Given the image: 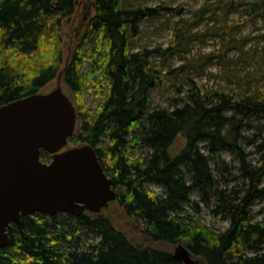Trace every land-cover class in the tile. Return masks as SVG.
Instances as JSON below:
<instances>
[{
    "label": "trees",
    "instance_id": "obj_1",
    "mask_svg": "<svg viewBox=\"0 0 264 264\" xmlns=\"http://www.w3.org/2000/svg\"><path fill=\"white\" fill-rule=\"evenodd\" d=\"M121 2L92 0L85 10L81 41L96 34L100 40L87 60L89 73L82 74L80 47L64 58L61 39L62 22L75 13L76 0H0V106L42 94L59 76L76 113L69 141L95 149L115 201L159 247L133 244L101 214H32L8 229L0 264H181L171 251L177 244L201 264H264V218L255 220L251 212L254 201L264 199V154L251 166L237 151L250 119L264 116V100L257 93L236 99L203 95L193 85L180 104L149 111L150 91L162 76L150 65V52H130L129 34L158 10H124ZM94 87L101 102L90 108L83 104L84 91ZM142 119L148 127L138 132ZM142 149L148 150L144 156ZM224 149L237 154L241 191L218 188L211 164ZM49 158L40 152V159ZM221 169L227 171L223 163ZM147 184L157 185L160 194ZM192 192L213 202L226 229L214 231L190 215L189 208L199 211ZM82 232L95 237L86 238L85 248Z\"/></svg>",
    "mask_w": 264,
    "mask_h": 264
},
{
    "label": "rangeland",
    "instance_id": "obj_2",
    "mask_svg": "<svg viewBox=\"0 0 264 264\" xmlns=\"http://www.w3.org/2000/svg\"><path fill=\"white\" fill-rule=\"evenodd\" d=\"M91 3L92 0H76L75 13L61 25L63 56L65 58L68 52L79 46L86 60L81 68L82 74L89 73L91 64L87 60L100 40L96 34L81 41L86 28L82 17ZM121 3L124 10H158L155 17L137 24L136 34H129L130 52H150L148 61L155 74L158 72L162 76L159 84L150 91L149 111L171 108L175 102L180 104L185 92L193 85L203 95L216 92L236 99L257 93L264 100V0H122ZM98 76H93L92 80ZM56 84L57 79L48 83L40 93H49ZM61 87L71 100L69 92ZM99 90L96 87L85 90L83 104L95 108L101 102ZM249 122L251 127L243 131L244 139L239 141L237 151L255 166L264 154V116L253 117ZM141 124L138 132L148 127L145 119ZM75 145V141L68 140L64 149ZM147 151L142 149L141 155H146ZM41 161L47 163L49 160ZM222 163L227 171L220 170ZM211 166L220 190L227 193L243 190L244 181L238 170L236 152L224 149L220 161L212 162ZM147 186L160 194L157 185ZM190 200L197 204L199 211L196 213L189 208V213L200 224L214 231L228 227L224 216L215 212L212 201L202 202L197 192L191 193ZM251 212L255 220L264 218V199L254 201ZM100 214L133 244L159 247L143 237L139 223L127 217L117 201ZM57 219L66 221L67 218L57 216ZM70 222L74 224L73 220ZM86 238L95 237L82 232L83 248L88 245ZM177 245L171 247L172 254ZM190 259L192 264H201L191 254Z\"/></svg>",
    "mask_w": 264,
    "mask_h": 264
},
{
    "label": "water",
    "instance_id": "obj_3",
    "mask_svg": "<svg viewBox=\"0 0 264 264\" xmlns=\"http://www.w3.org/2000/svg\"><path fill=\"white\" fill-rule=\"evenodd\" d=\"M75 108L60 78L46 94L0 106V251L9 245L8 229L21 217L58 213L100 214L117 198L90 145L64 149L74 134ZM49 154L44 163L40 152ZM173 258L192 264L178 244Z\"/></svg>",
    "mask_w": 264,
    "mask_h": 264
}]
</instances>
